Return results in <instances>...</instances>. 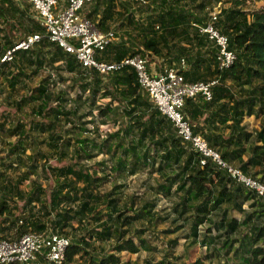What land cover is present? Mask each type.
<instances>
[{
    "label": "trees",
    "instance_id": "1",
    "mask_svg": "<svg viewBox=\"0 0 264 264\" xmlns=\"http://www.w3.org/2000/svg\"><path fill=\"white\" fill-rule=\"evenodd\" d=\"M24 1L0 0V31H8L0 42L1 56L15 44L13 29H27L24 36L45 32L37 19L38 22L33 21L29 3ZM115 1L93 0L86 16L102 30L108 29V21L114 19L119 20L118 26L142 27L143 44L134 48V41L120 38L97 53L96 58L117 61L139 52L149 62L157 54H172L168 59L171 62L185 55L189 65L180 69L185 79H217L210 99L197 94L184 101L183 112L192 133L200 134L223 161L264 181V4L249 10L245 6L258 0H219L229 4L217 11L214 25L228 37L229 48L235 52L234 61L219 68L218 47L212 41L213 45L210 43L203 52L200 49L205 41H189L198 47L195 52L175 41L180 32L190 27L194 33L200 32L194 24L210 20L214 0H200L196 13L176 9L173 0L163 12L166 0L156 1V7L149 0L137 6L131 3V7L126 1H119L123 9L115 11ZM103 4L107 6L101 9ZM135 11L142 18H135ZM24 17L29 21L26 25L22 24ZM181 23L186 26L181 28ZM42 68H49L52 73L29 88L27 79ZM0 75L9 88L7 103L20 113L13 116L10 110L0 111V139L3 137V144L8 145L7 158L13 157L2 164L5 168L14 167L16 162L27 167L15 177L0 169V215H13L15 208L23 211L14 214L8 226H0V232L16 223L19 235L50 229L68 236L70 242L60 264H134L121 261L115 252L150 249L145 232L158 236L155 226L170 220L177 222L172 231L180 230L179 234L191 238V243L213 246L205 258L223 255V264H264L263 201L237 181L226 166L204 155L191 139L177 132L171 119L139 85L132 66L107 72L83 66L72 53L43 35L31 47L15 49L12 59L0 60ZM66 79L70 80L69 88L75 90V97L62 87L55 88L56 83ZM21 85L26 87L25 93L12 98ZM103 98L107 100L101 102ZM247 115L259 117V129H247L243 121ZM98 118L102 122L112 119L117 127L102 131ZM3 135L16 138L10 142ZM29 148L32 151L26 154ZM100 153L105 155L97 159ZM201 158H206L204 164ZM143 168L160 179L151 185L155 195L171 201L162 214L155 209L158 198L141 203L133 197L123 198V184L115 179ZM39 171L52 176L46 186L35 177L30 179V189L19 187L31 173ZM105 180L112 184L111 188L101 191ZM14 195L20 204L13 201ZM10 200L16 205H9ZM233 211L243 218L232 215ZM204 224L209 234H203ZM168 231L171 229L160 230ZM179 236L167 239L169 247L177 244ZM221 237L222 245H216ZM112 239L115 252L104 253L105 241ZM172 250L166 249L158 260L147 258L144 264H180ZM189 264H203L202 258L190 260Z\"/></svg>",
    "mask_w": 264,
    "mask_h": 264
},
{
    "label": "built area",
    "instance_id": "2",
    "mask_svg": "<svg viewBox=\"0 0 264 264\" xmlns=\"http://www.w3.org/2000/svg\"><path fill=\"white\" fill-rule=\"evenodd\" d=\"M20 2L21 0H16ZM35 11L44 33H31L20 39L0 57L1 61L10 60L17 48L31 47L43 35L54 41L64 50L72 53L86 67H95L101 72L132 66L139 85L149 98L173 122L177 132L194 145L204 155L212 156L237 180L252 189L264 203V181L245 174L239 168L223 161L218 153L207 146L200 134H193L183 112L184 101L188 96L202 94L205 99L212 96V86L216 78L207 80H187L180 69L188 66L182 60L180 66L169 65L161 70L151 66L149 60L139 52L127 54L119 60H98L96 54L117 39L116 29L102 30L82 13L85 4L92 0H25ZM134 6L147 0H130ZM217 11L210 13V20L202 25L194 24L200 32L206 33L218 47L216 62L219 68L229 66L235 59V52L229 48L228 37L214 25ZM206 158H201L204 164ZM70 242L68 236L53 232L29 230L15 238L0 236V264H60L65 259V251Z\"/></svg>",
    "mask_w": 264,
    "mask_h": 264
},
{
    "label": "rangeland",
    "instance_id": "3",
    "mask_svg": "<svg viewBox=\"0 0 264 264\" xmlns=\"http://www.w3.org/2000/svg\"><path fill=\"white\" fill-rule=\"evenodd\" d=\"M24 1V0H21ZM119 1H126L127 3L130 4L131 7V2L130 0H119ZM156 1L158 0H149V3H151L152 7H156ZM166 8L169 6L170 1L171 0H166ZM200 1V0H199ZM25 2V1H24ZM27 2V1H26ZM28 3V2H27ZM182 3L180 2L178 4L177 7H179ZM228 5L229 2L227 1H219V0H214L212 1L211 5H213V7L215 8L218 5ZM264 4L263 0H258V1H250L244 9H249V10H255L258 9L260 6H262ZM123 9V4L121 2H118L117 4L115 3L114 6V10L115 11H120ZM28 10L31 14V17L33 19L34 22H38L39 19L37 18V15L35 13V11L32 9V7L30 6V4L28 5ZM214 10V9H213ZM82 11V10H81ZM152 11V10H150ZM134 17H140L142 18V15H139V13L137 11H135L134 13ZM24 22L22 24L26 25L27 22H29L25 17H24ZM38 21H37V20ZM1 20V18H0ZM115 20V19H114ZM40 22V21H39ZM117 22H119V20L114 21L115 25V29H116V35H117V39L122 38V39H126V41H129V39H127L125 36L126 34H123V31H121L117 25ZM1 24H3L2 21H0ZM113 27V28H114ZM17 28V27H16ZM19 29H13L12 30V34L13 35V39L15 41V44L22 38L26 37L23 35V33L28 32L27 29L22 30L20 32H18ZM25 31V32H23ZM8 32L7 30H4V28H1L0 31V42L4 41V33ZM122 32V34H121ZM22 34V36H18V34ZM28 35V34H27ZM24 36V37H23ZM124 37V38H123ZM212 41V40H211ZM212 43V42H211ZM213 45V43H212ZM1 57V54H0ZM156 58H160V55L157 54L155 55ZM52 73L51 70L49 68H42L38 71L37 74L32 75L29 79H27V86L29 88H34L38 83H40L41 79L46 77L48 74ZM62 75H67L66 72H63ZM70 85V80L66 79L64 81H61V83H56L55 88H59L62 87L64 89L67 90V93L69 94L70 97H75V90L70 89L69 88ZM3 89L2 92L0 93V111L2 110H10L11 114L14 116L15 114H20V113H16L15 110L13 109V107H10V105L7 103V95L6 93L8 92L9 88H7L6 84L4 83V78L0 75V89ZM26 87L24 85L18 86L15 91L13 92V94L11 95L12 98H18L19 95L22 93H25ZM107 98H103L101 100V102L106 101ZM117 101H114L113 103L115 104ZM29 110V108H26ZM95 113V111H94ZM87 119V118H86ZM120 119V118H119ZM244 123L247 126L248 130H254V129H259L260 128V119L258 116L255 115H247L244 117ZM97 122L100 123V128L102 131H111L114 130L117 127V124L113 123L112 119H107L106 122H102L100 121V119H97ZM9 123H12V121H10ZM2 135V134H1ZM5 137L6 140H9L10 142H13L15 140V136L11 137V138H7L5 135H3ZM3 138V137H2ZM1 138V139H2ZM0 139V169L6 170V174L8 175H13L14 177L17 176L19 174V172L21 170H25L27 169L26 166L21 165L19 163L14 162V167H10L7 166L5 168V166L2 164L3 160L8 162L11 158H7V148L8 145L3 144V141ZM43 149H45V146H42ZM32 151L31 148L27 149L26 154L30 153ZM25 154V155H26ZM105 154L100 153L96 158L100 159L101 157H103ZM16 161V160H14ZM93 163V162H91ZM38 169H41V166L38 167ZM112 173V172H111ZM38 175V176H37ZM112 176L110 179H112V177H114V174H111ZM35 177H38V181H40L42 183V185L46 186L48 184L49 179L52 178L51 175H47L44 171H39L36 174L31 173L30 174V178L25 179L23 182H21L19 184L20 188H23L25 190H28L31 188L32 186V181H30V179H33ZM117 180L118 183H122V193H123V198H126L128 200H130V197H133L138 203H141L144 199H149V198H158L156 201V208L158 209V212L160 214H162V212L165 209L169 208V204H170V200L162 197V195H155V192L152 190L151 185H155L157 182L160 181L159 177H157V174L155 173H150L148 171L147 168H143L139 171H136L134 174H129L126 176H117L115 178ZM111 183L108 180H105L103 182V185H101V191L102 190H107L111 188ZM1 196V195H0ZM14 199L13 201L16 199V203L20 204V200L17 199V196L14 195ZM13 201H9V205L13 206L15 204V202ZM16 205V204H15ZM38 205V204H36ZM21 212H23L20 208H15L14 209V214H21ZM25 214L28 213L27 210L24 211ZM13 214V215H14ZM23 214V213H22ZM13 215H9L8 213L2 212V215H0V226H8V223L13 220L11 219L13 217ZM232 215L236 216V217H241L243 218V215H241L240 213H238L237 211H233ZM9 216V219H7L6 217ZM19 220V219H18ZM16 222L18 223V221L16 220ZM20 223V220H19ZM177 222H172L170 220L164 221V222H160L155 226V230L158 232V236H154L149 234V231L147 230L145 232V235L147 237L146 241H148L151 245L150 249H143L141 248L138 252H130L127 250L121 251V252H115L112 249V244H113V239L109 240V241H105L104 245L105 247V252H115L120 256L121 261H127L130 260L131 262H133L134 264H144L145 259H154V260H158L160 259L163 255H164V251L166 249H173L172 253L176 256H178V258L176 259V261H178L180 264H189L190 260H194L197 258H202V263L203 264H223L225 261V257L222 255V257H212V258H205L207 257V255L209 253L212 252V247L213 246H209L206 247L204 245H201L199 243H191V238H186L184 235L179 234V231L177 232H173L172 229L173 227L176 225ZM74 225H76V222H74ZM206 225L204 224L201 226V229L203 231V234H209L208 232H205L206 229ZM136 227H140L139 223L135 224ZM16 227L17 224L14 223V225L12 227H10L7 230L1 231L0 234L2 236H6L5 238H15L16 236L19 235V233L16 231ZM186 228V227H185ZM245 228V227H243ZM163 229H171V231L162 233L160 232V230ZM210 232V231H209ZM180 235L177 241V244L171 248L168 245L167 239L171 238V237H175L176 235ZM223 239L224 237H221L220 239H218L217 244L216 245H222L223 243ZM99 244H97L98 246L100 245V242H97ZM99 249V247H98ZM78 259V258H77ZM88 261V259H87ZM90 264V263H89Z\"/></svg>",
    "mask_w": 264,
    "mask_h": 264
},
{
    "label": "crops",
    "instance_id": "4",
    "mask_svg": "<svg viewBox=\"0 0 264 264\" xmlns=\"http://www.w3.org/2000/svg\"><path fill=\"white\" fill-rule=\"evenodd\" d=\"M93 1V0H92ZM92 1L85 4L84 7L82 8V13L84 15H87L88 12H90L93 4H92ZM119 2V0H116L115 3L117 4ZM131 2V1H130ZM182 3L179 7L178 4L179 3ZM199 2V0H173V3L175 5V8L176 9H180L181 11H191L192 13H196L197 9H196V5L197 3ZM105 6H107V4H103L101 5V9H103ZM168 8V7H167ZM166 6H162V12L165 10L166 11ZM99 17V15L97 16ZM115 20H110L108 21L109 22V25L110 27H113L115 25L114 23ZM118 24V22H117ZM118 26V25H117ZM180 26V24H179ZM182 26H186L185 23H181V28H183ZM120 27L119 29L121 31H123V34L125 33L126 34V38L127 39H131V41H134V48H137L139 46H142L143 44V40L141 39V36L140 35H143V32H144V29L142 27H137L135 25H120L118 26ZM158 29H162L161 26L158 27ZM157 29V32H159L160 30ZM122 34V32H121ZM124 38V37H123ZM170 40V39H168ZM120 39H115L112 43H117L119 42ZM160 41H163V38L160 39ZM175 41H179V45L181 47V45H185L186 47H190L189 50L190 52H195V51H198V47L197 46H193V44H191V42L189 41H205V45H203V47L200 49L201 52L205 51V49L207 48H210L211 46V40L207 38V36L202 32H199V33H194L192 31V28H188V31L186 32H180L176 38H175ZM211 43V44H210ZM178 48V47H177ZM178 50H180L181 52V48H178ZM176 53V51H175ZM172 54H168V55H160V58H156L150 62L151 66L154 67L155 69L157 70H161L163 69L164 67L166 66H169V65H174V66H180L181 65V61L183 60L186 65L188 66V60L186 59L185 55H180L179 59H174L172 60L171 62L168 61V59L170 58ZM215 64H212V67H214Z\"/></svg>",
    "mask_w": 264,
    "mask_h": 264
},
{
    "label": "water",
    "instance_id": "5",
    "mask_svg": "<svg viewBox=\"0 0 264 264\" xmlns=\"http://www.w3.org/2000/svg\"><path fill=\"white\" fill-rule=\"evenodd\" d=\"M220 7H221V5L219 4L218 6H216V7L214 8V10H215V11H219V10H220Z\"/></svg>",
    "mask_w": 264,
    "mask_h": 264
},
{
    "label": "clouds",
    "instance_id": "6",
    "mask_svg": "<svg viewBox=\"0 0 264 264\" xmlns=\"http://www.w3.org/2000/svg\"><path fill=\"white\" fill-rule=\"evenodd\" d=\"M211 13V12H210ZM210 13H209V15H210Z\"/></svg>",
    "mask_w": 264,
    "mask_h": 264
}]
</instances>
